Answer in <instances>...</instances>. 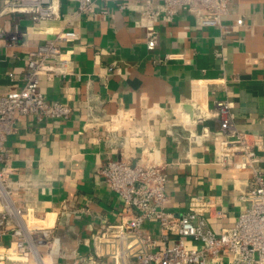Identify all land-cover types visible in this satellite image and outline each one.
Instances as JSON below:
<instances>
[{
  "label": "crops",
  "instance_id": "obj_1",
  "mask_svg": "<svg viewBox=\"0 0 264 264\" xmlns=\"http://www.w3.org/2000/svg\"><path fill=\"white\" fill-rule=\"evenodd\" d=\"M96 1L95 14L80 13L76 3L61 0L58 18H1L0 95L23 87L26 59L38 45L61 28L78 35L63 47L72 51L74 74L42 78L39 84L49 102L68 105L72 112L66 120L19 116L7 142L14 166L25 173L31 165L32 177L43 183L41 208L51 211L68 203L71 219L59 233L78 257L100 252V235L121 221L123 201L98 173L119 158L131 164L160 162L168 176L167 208L177 215L187 210L191 197L213 196L221 200L226 218L210 219L211 227L218 232L232 226L244 208L241 197L249 191L252 172L216 164L223 134L216 119L201 118L195 101L213 108L215 101L229 100L237 127L264 141V0H233L224 20L230 27L226 36L220 28L200 26L185 9L173 21L161 17L155 22L154 50L148 49L141 23V0H125L122 10L113 0ZM239 18L243 26L237 25ZM16 25L18 39L12 44L2 34L14 33ZM168 54L177 57L165 63ZM200 80L204 88L195 89ZM109 116L122 117L118 141L106 138L103 124L93 126Z\"/></svg>",
  "mask_w": 264,
  "mask_h": 264
},
{
  "label": "built area",
  "instance_id": "obj_2",
  "mask_svg": "<svg viewBox=\"0 0 264 264\" xmlns=\"http://www.w3.org/2000/svg\"><path fill=\"white\" fill-rule=\"evenodd\" d=\"M68 1L76 3L80 13L99 11L96 0ZM113 1L123 9L125 0ZM141 2V23L149 50L157 44L155 22L161 17L173 21L181 9L202 27L220 28L223 36L230 29L224 20L233 0ZM1 5L0 22L5 15L24 16L34 22L61 16V0H4ZM236 23L243 26V18ZM18 34L16 25L14 33L2 36L15 44ZM77 38L74 31L61 28L54 38L38 45L26 59L23 87L0 95V264H264V141L262 136L237 127L232 103L226 99L215 101L213 108L201 100H196L195 106L202 119H216L223 134L216 164L252 172L249 191L241 197L244 208L232 226H222L218 232L211 227L210 219L226 218L221 200L213 196L191 197L187 210L177 215L167 208L168 176L160 162L131 164L119 158L104 164L98 173L123 201L120 223L108 226L100 235L99 245L104 246L100 252L78 257V253L68 251L59 233L71 219L68 203L63 201L51 211L41 208L38 195L43 183L32 177L31 165L25 173L14 166L7 142L19 116L37 121L69 118L71 107L49 102L39 92V84L42 78L54 80L74 74L72 51L63 47ZM176 57L168 54L164 62L171 63ZM205 84L197 81L195 89H203ZM121 121L120 116H109L93 126L103 124L106 138L118 141ZM125 142L120 144L125 146ZM148 224L156 226L158 232Z\"/></svg>",
  "mask_w": 264,
  "mask_h": 264
},
{
  "label": "water",
  "instance_id": "obj_3",
  "mask_svg": "<svg viewBox=\"0 0 264 264\" xmlns=\"http://www.w3.org/2000/svg\"><path fill=\"white\" fill-rule=\"evenodd\" d=\"M185 109H186V111L188 112V113H190V112H193L192 111V109H191V106L190 105H187L186 107H185ZM178 131H180L179 129H177ZM181 132V131H180ZM187 136V135H186Z\"/></svg>",
  "mask_w": 264,
  "mask_h": 264
}]
</instances>
